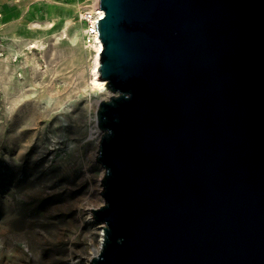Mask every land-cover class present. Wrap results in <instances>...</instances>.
I'll use <instances>...</instances> for the list:
<instances>
[{"label": "water", "instance_id": "1", "mask_svg": "<svg viewBox=\"0 0 264 264\" xmlns=\"http://www.w3.org/2000/svg\"><path fill=\"white\" fill-rule=\"evenodd\" d=\"M104 223L91 264H264V0H99Z\"/></svg>", "mask_w": 264, "mask_h": 264}, {"label": "rangeland", "instance_id": "2", "mask_svg": "<svg viewBox=\"0 0 264 264\" xmlns=\"http://www.w3.org/2000/svg\"><path fill=\"white\" fill-rule=\"evenodd\" d=\"M85 1L0 0V264H91L101 241L108 96L92 83Z\"/></svg>", "mask_w": 264, "mask_h": 264}, {"label": "built area", "instance_id": "3", "mask_svg": "<svg viewBox=\"0 0 264 264\" xmlns=\"http://www.w3.org/2000/svg\"><path fill=\"white\" fill-rule=\"evenodd\" d=\"M99 0H86L78 11V20L82 25L83 41L86 48L94 50L103 43L97 29V22L105 16V10L98 8ZM5 54L0 39V56Z\"/></svg>", "mask_w": 264, "mask_h": 264}, {"label": "bare ground", "instance_id": "4", "mask_svg": "<svg viewBox=\"0 0 264 264\" xmlns=\"http://www.w3.org/2000/svg\"><path fill=\"white\" fill-rule=\"evenodd\" d=\"M102 50H103V43H101V46L97 48V50L95 52V55L93 56V66H92L93 78H92V83H93V86L95 88H98L104 95L109 97L110 95H112V92L107 88L106 80L99 78V76H101L100 67H101V53H102ZM97 102L99 103V101H97ZM97 154H98V151L95 150L94 151V156H97ZM102 226H104V225H102ZM103 236H104V229L102 228L101 229V241H100V243L98 245H95V246H93L91 248L92 250H91V254H90V263H91V260H92L93 256L96 255L101 249ZM72 264H76V262L73 261Z\"/></svg>", "mask_w": 264, "mask_h": 264}]
</instances>
